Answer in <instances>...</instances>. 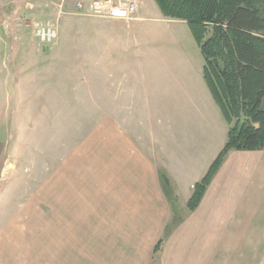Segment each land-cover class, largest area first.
Segmentation results:
<instances>
[{"label": "rangeland", "instance_id": "1", "mask_svg": "<svg viewBox=\"0 0 264 264\" xmlns=\"http://www.w3.org/2000/svg\"><path fill=\"white\" fill-rule=\"evenodd\" d=\"M0 4V30L7 36L13 28L30 34L29 60L33 66L44 64L45 58L39 57L48 55L50 71L48 81L45 73L32 71V85L16 89L20 102H0V264H206L200 257H188L182 247H170L174 258L162 250L152 252L164 237L149 225L145 231L140 229L139 220L148 219L142 213L147 200H134L130 208L128 201L119 198L123 175L120 167H114L119 162L106 150V143L110 148L115 143V136L106 135V105L69 98L56 102L62 99L56 96L72 97V87L78 84L80 91L88 89L89 81L104 83L103 77H90L94 58H99L94 50L104 49L90 50V35L115 34L119 31L113 23L136 19L85 16L72 0L65 6L62 0H2ZM153 5L138 31L143 39L142 61L132 65L145 80L154 74L159 89L154 101L143 103L153 124L149 113L146 120L151 128H159V119L167 122L182 102L184 111L194 117L191 129L205 117L227 137L230 126L204 79L205 60L189 25L163 19L155 0ZM89 19L101 20L94 24ZM43 21L57 30L52 42L44 43L36 34L35 24ZM52 69L58 71L54 78ZM42 96L50 102L41 101ZM146 125L134 137L141 146L150 138L143 135ZM186 202L179 199V216L172 214L168 224L188 213Z\"/></svg>", "mask_w": 264, "mask_h": 264}, {"label": "crops", "instance_id": "2", "mask_svg": "<svg viewBox=\"0 0 264 264\" xmlns=\"http://www.w3.org/2000/svg\"><path fill=\"white\" fill-rule=\"evenodd\" d=\"M152 6L154 8L153 0H146L141 5L138 19L130 23H113L119 31L115 34H91L90 50L97 46L104 49L95 53L98 49L94 48V56L99 58H94L90 77L94 80L103 77L104 83L98 86L96 82L89 81L88 89L80 91L78 84L72 87L75 88L72 97L56 96V99L62 98L56 102L69 98L75 102L106 105V135L115 136L113 148L106 143V150L114 161L119 162L114 167H120L123 175L119 198L128 201L124 203L130 208L134 200H147L142 213H147L148 219L139 220L140 229L145 231V225H149L150 229L161 232L159 236L165 240L163 252L177 257L170 248L177 246L183 251L187 249L188 257H200L206 264L212 261L226 264L222 260L228 258L232 259L228 264H264V150H231L208 185L200 205L191 211L188 202L194 187L205 177L225 147L228 133L227 137L220 134L213 121L205 117H202L203 123L191 129L189 123L194 117L184 111L186 108L182 102L178 110L175 108L174 113H170L167 122L163 124L159 119V128H151L153 122L149 108L143 103L154 101L159 89L154 74L145 80L138 68H132V65L135 61H142L140 47L143 39L138 31L146 19L144 14ZM98 20L101 19H89V22L97 24L100 23ZM13 29L8 31V36L0 30L2 104L20 102L16 89L32 85V71L45 73L46 81L50 73L48 55L39 57L45 58L46 63L33 66L28 45L31 35ZM28 60L31 63L27 64ZM102 63L104 66L99 68ZM51 71L54 78L58 71ZM41 98L45 103L50 102L44 96ZM146 113H149L150 124L145 118ZM113 121L118 127L113 128ZM145 124L148 125L147 130L142 127L143 135L149 134L150 138L141 146L135 143L134 137L140 135L139 129ZM191 170L193 174L189 173ZM179 199L187 201L188 213L170 225L168 220L172 214L176 215L174 218L179 216L176 214ZM160 240L154 245L153 253Z\"/></svg>", "mask_w": 264, "mask_h": 264}, {"label": "trees", "instance_id": "3", "mask_svg": "<svg viewBox=\"0 0 264 264\" xmlns=\"http://www.w3.org/2000/svg\"><path fill=\"white\" fill-rule=\"evenodd\" d=\"M155 1L164 17L189 25L204 79L230 125L225 147L194 187L193 211L231 150H264V0ZM162 246L163 239L155 254Z\"/></svg>", "mask_w": 264, "mask_h": 264}, {"label": "built area", "instance_id": "4", "mask_svg": "<svg viewBox=\"0 0 264 264\" xmlns=\"http://www.w3.org/2000/svg\"><path fill=\"white\" fill-rule=\"evenodd\" d=\"M63 6L69 0H62ZM78 13L111 20L138 19L142 0H72ZM36 34L44 43L54 41L57 30L50 22H37Z\"/></svg>", "mask_w": 264, "mask_h": 264}]
</instances>
